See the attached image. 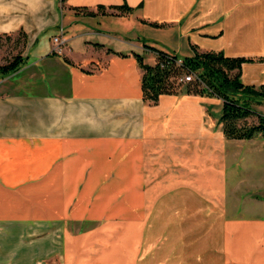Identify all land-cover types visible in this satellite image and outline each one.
<instances>
[{
  "label": "crops",
  "instance_id": "1",
  "mask_svg": "<svg viewBox=\"0 0 264 264\" xmlns=\"http://www.w3.org/2000/svg\"><path fill=\"white\" fill-rule=\"evenodd\" d=\"M20 32L0 76V264H264V136L227 139L211 96L145 102L135 57L195 45L253 59L241 81L264 85V0H0V35Z\"/></svg>",
  "mask_w": 264,
  "mask_h": 264
},
{
  "label": "trees",
  "instance_id": "2",
  "mask_svg": "<svg viewBox=\"0 0 264 264\" xmlns=\"http://www.w3.org/2000/svg\"><path fill=\"white\" fill-rule=\"evenodd\" d=\"M103 9L104 7L99 6L97 11ZM110 9L119 14H128L133 10L126 5ZM83 12L94 15L85 8ZM19 34L23 39L21 51L8 63L0 65L2 74L16 71L23 61L21 52L25 35L22 32ZM190 48L191 55L184 57L150 48L155 54L152 65L146 64L142 56L135 55L142 71L143 100L156 104L162 95L192 94L215 97L222 103L218 122L227 139L249 140L259 134L264 136V116L254 110V105L264 101V85H247L241 81L242 65L252 62L253 59L226 56L222 51H200L195 45ZM187 75H191L192 79L183 81L182 78ZM253 117L256 121H249Z\"/></svg>",
  "mask_w": 264,
  "mask_h": 264
},
{
  "label": "rangeland",
  "instance_id": "3",
  "mask_svg": "<svg viewBox=\"0 0 264 264\" xmlns=\"http://www.w3.org/2000/svg\"><path fill=\"white\" fill-rule=\"evenodd\" d=\"M133 31L129 33L130 37L133 35ZM23 39L19 33L13 34L10 37H0V65H4L8 63L10 60L14 58L19 52L21 51ZM146 60L147 57L145 58ZM245 73L250 74L249 67H245ZM2 73L0 72V76ZM212 98V104L210 105L211 113L214 117H220V113L222 112V104L221 101L215 97ZM255 108L257 106H264V101L259 105H254ZM264 111V110H263ZM19 232L16 233L14 236H19ZM24 240H27L24 239Z\"/></svg>",
  "mask_w": 264,
  "mask_h": 264
},
{
  "label": "built area",
  "instance_id": "4",
  "mask_svg": "<svg viewBox=\"0 0 264 264\" xmlns=\"http://www.w3.org/2000/svg\"><path fill=\"white\" fill-rule=\"evenodd\" d=\"M52 41L55 44V46L57 47L56 51L60 52V50L58 48L60 45H62L64 43V41L62 40V30L59 31V34L57 36L53 37ZM191 79H192L191 75H187V76H184L182 78L183 81H190Z\"/></svg>",
  "mask_w": 264,
  "mask_h": 264
}]
</instances>
